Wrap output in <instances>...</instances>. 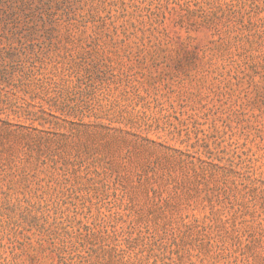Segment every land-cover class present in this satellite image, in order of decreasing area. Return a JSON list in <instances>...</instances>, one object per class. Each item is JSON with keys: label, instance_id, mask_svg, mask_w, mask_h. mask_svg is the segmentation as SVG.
Returning a JSON list of instances; mask_svg holds the SVG:
<instances>
[{"label": "rangeland", "instance_id": "374dc122", "mask_svg": "<svg viewBox=\"0 0 264 264\" xmlns=\"http://www.w3.org/2000/svg\"><path fill=\"white\" fill-rule=\"evenodd\" d=\"M0 264H264V0H0Z\"/></svg>", "mask_w": 264, "mask_h": 264}, {"label": "trees", "instance_id": "16d2710c", "mask_svg": "<svg viewBox=\"0 0 264 264\" xmlns=\"http://www.w3.org/2000/svg\"><path fill=\"white\" fill-rule=\"evenodd\" d=\"M33 34V31L31 30V32H30V39H32V35ZM25 46H26V44H25Z\"/></svg>", "mask_w": 264, "mask_h": 264}]
</instances>
